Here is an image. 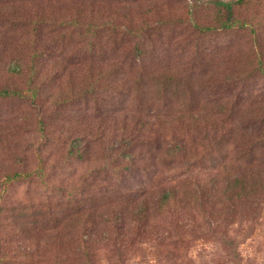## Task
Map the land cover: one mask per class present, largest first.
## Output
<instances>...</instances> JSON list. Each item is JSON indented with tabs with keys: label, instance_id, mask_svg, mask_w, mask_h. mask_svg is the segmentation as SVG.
<instances>
[{
	"label": "rangeland",
	"instance_id": "rangeland-1",
	"mask_svg": "<svg viewBox=\"0 0 264 264\" xmlns=\"http://www.w3.org/2000/svg\"><path fill=\"white\" fill-rule=\"evenodd\" d=\"M214 1L0 0V264H264V0Z\"/></svg>",
	"mask_w": 264,
	"mask_h": 264
},
{
	"label": "trees",
	"instance_id": "trees-1",
	"mask_svg": "<svg viewBox=\"0 0 264 264\" xmlns=\"http://www.w3.org/2000/svg\"><path fill=\"white\" fill-rule=\"evenodd\" d=\"M259 1H261V0H259ZM255 2H256V0H254V1L253 0H236L234 2H226V3H224V2H221V1L215 0L214 3H216L217 6L223 10V13L226 16L225 21H224L225 24L224 23L222 24V28L225 31H228V30L232 29L234 26H236L235 25L236 22L233 21L234 20L233 19V17H234V11L238 7H240V6L244 5V4L245 5H249L250 4L251 5V8H254V3ZM261 5H262V3H260V6ZM248 26H250V25L243 22L241 24V26H238L237 25V27H242V28H237V29L248 28ZM13 68L15 69L14 72L11 71V69L10 70L8 69L9 72L8 71L6 72L7 78H10L11 75H13V74H17V71H18V75H20L22 73V72H20V69H21V65L20 64L19 65L16 64L15 66H13ZM30 68H32V67H30ZM91 69L92 68L89 66V71ZM34 72H36L35 69H33V73ZM91 83H92L91 81H90V83L87 82V81H85V88L86 89L89 88L91 90V88H92V84ZM86 92L87 93H85V94H88L89 92L92 93L93 91L87 90ZM5 95H8V91L7 90H0V97L1 96H5ZM226 113L227 112H224L223 111V112H219L218 115L222 117ZM231 114H233V113L231 112ZM256 138L258 139V143L256 145V148L255 149H250V150L247 149L246 150L247 151L246 152V157H247L246 165H251L252 163H254V161L257 160L256 151H258V149H259L260 146H261V148L264 147L263 146L264 145V131L261 130V129H258V133L256 135ZM261 165H264V161L261 163ZM14 176H15V174H14ZM16 176H19V175L16 174ZM242 182H244V179H242ZM168 199H170L168 196L162 195L158 199V203H164V202L168 201Z\"/></svg>",
	"mask_w": 264,
	"mask_h": 264
}]
</instances>
